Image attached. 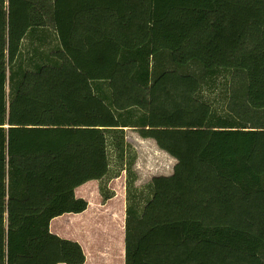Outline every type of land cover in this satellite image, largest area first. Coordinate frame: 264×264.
Returning <instances> with one entry per match:
<instances>
[{
	"label": "trees",
	"instance_id": "1",
	"mask_svg": "<svg viewBox=\"0 0 264 264\" xmlns=\"http://www.w3.org/2000/svg\"><path fill=\"white\" fill-rule=\"evenodd\" d=\"M122 170L125 264H264V0H0V264H83L50 222Z\"/></svg>",
	"mask_w": 264,
	"mask_h": 264
},
{
	"label": "rangeland",
	"instance_id": "2",
	"mask_svg": "<svg viewBox=\"0 0 264 264\" xmlns=\"http://www.w3.org/2000/svg\"><path fill=\"white\" fill-rule=\"evenodd\" d=\"M206 95L214 99L217 96V92L210 93V91H207ZM126 141H128L132 146V150L135 152L133 168L138 174V179L135 184L139 189H142L143 192L148 191L147 185L154 177L173 174L177 159L163 149L161 151L156 148L154 152L135 128H128L126 130ZM126 175V172L122 170L119 176L115 177L116 179L114 178V184L112 187L110 186V188L115 191L116 195L110 202L103 200V197L99 195L98 182H94V188L97 189L99 193L95 195V199L93 198L91 200L90 209L83 216L84 221L89 222L88 229H85L83 234H86L84 238L91 252L94 251V247L92 246L95 243L100 245L103 242L109 241L114 247V251L118 248L121 249L124 243ZM109 183H111V180ZM79 224L75 226V232L73 234H79V232L82 231L80 228L81 225ZM96 244L94 246H96Z\"/></svg>",
	"mask_w": 264,
	"mask_h": 264
},
{
	"label": "crops",
	"instance_id": "3",
	"mask_svg": "<svg viewBox=\"0 0 264 264\" xmlns=\"http://www.w3.org/2000/svg\"><path fill=\"white\" fill-rule=\"evenodd\" d=\"M128 128L131 127H126L125 129L127 130ZM142 138L145 142L147 141L148 143L147 145L150 146V149H152L154 152L156 151V148L162 151V149L157 146V143L154 139L144 138V137ZM126 142L128 143V141ZM113 180L114 178L111 179V183H109L110 185L108 184V188L114 193V195L108 200L103 199L104 201L110 202V200H113L115 198L116 195L115 191L110 188V186L112 187V185L114 184ZM94 182H98V190H99L98 180H90L80 185L75 190V194L77 197H82L88 201L87 209L80 213H64L62 215L53 218L50 222V230L51 232L63 238L71 239L81 244L86 256V260L83 264H125V239H124V243L122 244V247L120 246L121 249L118 248L115 251L113 250L114 247L111 245L109 241L103 242L100 245L95 243L96 246H94L95 244H93L92 247H94V251L92 252L87 247V241L84 238L86 237V234H83V231L85 229H88L89 222H85L83 216L89 211L92 202L91 200L95 197V195H97V193H99V191L94 188ZM99 195L102 196L101 193H99ZM125 211H126V203H125ZM125 216H126V212H125ZM77 224L81 225L80 228L82 231L79 232V234H73L75 232L74 228L75 226H77ZM123 233L125 238V221H124ZM60 264H66V263H60Z\"/></svg>",
	"mask_w": 264,
	"mask_h": 264
}]
</instances>
